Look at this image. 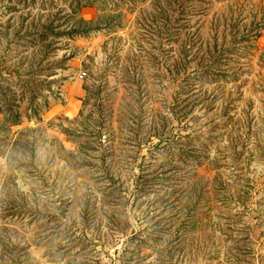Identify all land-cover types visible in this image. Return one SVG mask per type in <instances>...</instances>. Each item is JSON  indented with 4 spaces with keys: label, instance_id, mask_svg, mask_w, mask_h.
Masks as SVG:
<instances>
[{
    "label": "rangeland",
    "instance_id": "374dc122",
    "mask_svg": "<svg viewBox=\"0 0 264 264\" xmlns=\"http://www.w3.org/2000/svg\"><path fill=\"white\" fill-rule=\"evenodd\" d=\"M0 264H264V0H0Z\"/></svg>",
    "mask_w": 264,
    "mask_h": 264
},
{
    "label": "trees",
    "instance_id": "16d2710c",
    "mask_svg": "<svg viewBox=\"0 0 264 264\" xmlns=\"http://www.w3.org/2000/svg\"><path fill=\"white\" fill-rule=\"evenodd\" d=\"M76 5L79 6V2H78L77 4H73L74 8L76 7ZM90 22H91V21H90ZM92 22H93V21H92ZM50 26H52V25H49L48 28H49ZM45 28H46V26L42 27V30H41V31L38 30L37 32H34L35 36L37 35L36 33H38L39 38H42V39H43V37H45V35H46V30H45ZM72 29H73V28H72ZM73 31H74V32H73L72 34H74V35H80V34H82V33H84V32H87V30H84V29H82V30H77V29H75V30H73ZM70 35H71V33H70Z\"/></svg>",
    "mask_w": 264,
    "mask_h": 264
},
{
    "label": "built area",
    "instance_id": "2783aa9c",
    "mask_svg": "<svg viewBox=\"0 0 264 264\" xmlns=\"http://www.w3.org/2000/svg\"><path fill=\"white\" fill-rule=\"evenodd\" d=\"M82 78H84V76H81Z\"/></svg>",
    "mask_w": 264,
    "mask_h": 264
}]
</instances>
